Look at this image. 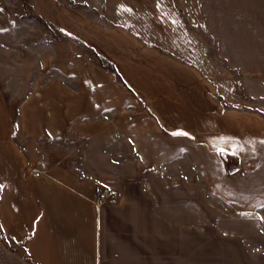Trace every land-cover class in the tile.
Segmentation results:
<instances>
[{
    "label": "crops",
    "instance_id": "obj_1",
    "mask_svg": "<svg viewBox=\"0 0 264 264\" xmlns=\"http://www.w3.org/2000/svg\"><path fill=\"white\" fill-rule=\"evenodd\" d=\"M28 2L114 66L120 80L98 68L155 128L131 136L133 169L106 189L28 170L10 182L1 97L0 264H264V0H103L101 25L66 0ZM8 3L0 29L16 22Z\"/></svg>",
    "mask_w": 264,
    "mask_h": 264
},
{
    "label": "rangeland",
    "instance_id": "obj_2",
    "mask_svg": "<svg viewBox=\"0 0 264 264\" xmlns=\"http://www.w3.org/2000/svg\"><path fill=\"white\" fill-rule=\"evenodd\" d=\"M7 1L16 17L14 27L0 29L4 151L12 152L5 162L9 181L12 173L28 170L41 177L89 180L99 190L114 186L133 169L131 136L152 131L155 117L130 88L93 64L89 50L65 40L71 35L84 44L76 32L37 19L29 0ZM70 1L87 20L106 21L103 0ZM204 36L215 58V42Z\"/></svg>",
    "mask_w": 264,
    "mask_h": 264
},
{
    "label": "trees",
    "instance_id": "obj_3",
    "mask_svg": "<svg viewBox=\"0 0 264 264\" xmlns=\"http://www.w3.org/2000/svg\"><path fill=\"white\" fill-rule=\"evenodd\" d=\"M66 4H69V6H70L71 8H73V9L78 8V6L75 5L74 3H72V1H70V0H66ZM36 18L41 20L40 17H36ZM64 38H65V40L72 41V42H74V43H76V44H78V45H80V46H82V47L85 46V45H83V43H82L81 41H79L78 39H76V38L73 37V36L66 35ZM56 40H57V39H56V37L54 36L53 41L56 42ZM88 50L91 52V54H93V55L97 58V60H98V61H97V66H99V67H101V68H103V69H106V70L110 71L111 73H114V74L116 75L117 79L120 80V75H119L117 69H116L114 66L109 65V64H103L102 61L100 60V58L98 57L97 53L95 52V50H93L92 48H88ZM0 239H1V240L4 239V235H3V233H2L1 231H0ZM9 248H10V247H9ZM10 250L21 253L22 256H23L25 259L29 260L28 257H27V254H26V251H25L24 248H21V249H19V250H16V249H14V248H10ZM30 262H31V261H30ZM31 263H32V262H31Z\"/></svg>",
    "mask_w": 264,
    "mask_h": 264
},
{
    "label": "built area",
    "instance_id": "obj_4",
    "mask_svg": "<svg viewBox=\"0 0 264 264\" xmlns=\"http://www.w3.org/2000/svg\"><path fill=\"white\" fill-rule=\"evenodd\" d=\"M33 174H34L35 176H41V173L38 172V171H34ZM108 194H109V191H107V190H104V191L100 192V193L97 195V198H96V200H95V204H96L97 206H101L102 204L106 203V202L109 200V196H108Z\"/></svg>",
    "mask_w": 264,
    "mask_h": 264
}]
</instances>
